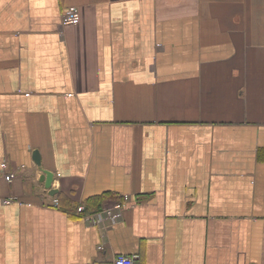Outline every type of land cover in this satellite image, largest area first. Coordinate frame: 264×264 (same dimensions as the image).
<instances>
[{
    "label": "crops",
    "instance_id": "1",
    "mask_svg": "<svg viewBox=\"0 0 264 264\" xmlns=\"http://www.w3.org/2000/svg\"><path fill=\"white\" fill-rule=\"evenodd\" d=\"M119 253L264 264V0H0V264Z\"/></svg>",
    "mask_w": 264,
    "mask_h": 264
},
{
    "label": "built area",
    "instance_id": "2",
    "mask_svg": "<svg viewBox=\"0 0 264 264\" xmlns=\"http://www.w3.org/2000/svg\"><path fill=\"white\" fill-rule=\"evenodd\" d=\"M3 166H5V164L3 163L2 164ZM126 198H127V196H126ZM16 199V197L15 196H11V197H9V198H6V199H4V200H2L4 203H8V202H10V201H13V200H15ZM53 204L54 205H58V202H57V200L55 199V200H53ZM82 208H83V206H81V210H82ZM106 212L108 213V214H111L113 217L112 218H114V220L115 219H118L120 216H119V213H116V214H112V212H111V209H106ZM85 219L86 220H91V221H93L94 219H93V217L92 216H85ZM113 264H133V258L131 257V256H129V255H127V254H124V253H119V254H116L114 257H113Z\"/></svg>",
    "mask_w": 264,
    "mask_h": 264
},
{
    "label": "water",
    "instance_id": "3",
    "mask_svg": "<svg viewBox=\"0 0 264 264\" xmlns=\"http://www.w3.org/2000/svg\"><path fill=\"white\" fill-rule=\"evenodd\" d=\"M33 160L40 166L41 159L39 150H33L32 154ZM40 180L44 181L45 188H48L50 194H55L57 192V188L51 187V183L53 181V172L48 169L42 168V174L40 176Z\"/></svg>",
    "mask_w": 264,
    "mask_h": 264
},
{
    "label": "trees",
    "instance_id": "4",
    "mask_svg": "<svg viewBox=\"0 0 264 264\" xmlns=\"http://www.w3.org/2000/svg\"><path fill=\"white\" fill-rule=\"evenodd\" d=\"M57 196L59 197V202H60V199H65V200H68V198L65 196V194L61 193V192H58L57 193ZM97 202V201H96ZM97 204V203H96ZM60 206V205H59Z\"/></svg>",
    "mask_w": 264,
    "mask_h": 264
}]
</instances>
